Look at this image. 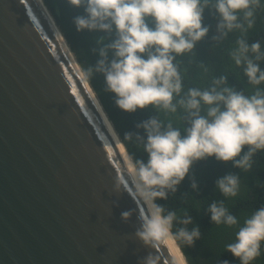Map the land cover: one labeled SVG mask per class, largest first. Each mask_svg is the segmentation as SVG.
<instances>
[{"label": "trees", "instance_id": "16d2710c", "mask_svg": "<svg viewBox=\"0 0 264 264\" xmlns=\"http://www.w3.org/2000/svg\"><path fill=\"white\" fill-rule=\"evenodd\" d=\"M188 264H264V0H43Z\"/></svg>", "mask_w": 264, "mask_h": 264}, {"label": "water", "instance_id": "95a60500", "mask_svg": "<svg viewBox=\"0 0 264 264\" xmlns=\"http://www.w3.org/2000/svg\"><path fill=\"white\" fill-rule=\"evenodd\" d=\"M88 84L43 0H0V264H178Z\"/></svg>", "mask_w": 264, "mask_h": 264}, {"label": "bare ground", "instance_id": "6f19581e", "mask_svg": "<svg viewBox=\"0 0 264 264\" xmlns=\"http://www.w3.org/2000/svg\"><path fill=\"white\" fill-rule=\"evenodd\" d=\"M86 83H87V81H86ZM89 91L91 92L92 97L94 98V100H95V102H96L101 114L103 115V117L105 119L106 124L108 125V128H109V130H110V132H111V134H112V136H113V138H114V140H115V142H116V144L118 146V149H119L124 161L128 165V168H129L130 172L132 173V175L134 176L136 182L138 183V186H139L140 190L143 193V196H144V198H145V200H146V202L148 204V207L150 208V210H152V213L155 216L156 221H157L158 225L160 226V228H161V230L163 232V235L166 238V240H167V242H168V244H169V246L171 248L172 254L174 255V257L177 260L178 264H186L180 249L178 248L176 242L174 241L172 235L170 234V232H169L167 226L165 225L163 219L161 218L160 214L157 212V210H156V208H155V206H154V204H153V202H152V200H151V198H150V196H149L144 184L142 183V180L140 179V176L138 175V172H137L134 164L131 162L132 160L127 155L125 147H123V145L121 144L120 137H117V135H115V133L113 132L112 127H111V125H110V123H109V121H108V119H107V117L105 115L104 110H103L104 108L102 109L100 101H98V98H96V95L93 92V90L91 89V87H90Z\"/></svg>", "mask_w": 264, "mask_h": 264}]
</instances>
